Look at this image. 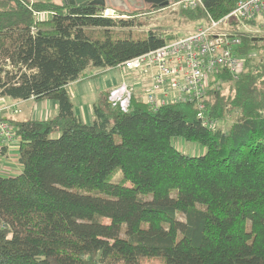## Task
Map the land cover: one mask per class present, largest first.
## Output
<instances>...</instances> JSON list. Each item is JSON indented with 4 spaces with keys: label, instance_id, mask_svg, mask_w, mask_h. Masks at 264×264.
<instances>
[{
    "label": "trees",
    "instance_id": "trees-1",
    "mask_svg": "<svg viewBox=\"0 0 264 264\" xmlns=\"http://www.w3.org/2000/svg\"><path fill=\"white\" fill-rule=\"evenodd\" d=\"M205 3L222 19L236 0ZM103 11L0 0V97L58 104L50 118L5 119L23 170L4 176L0 165V264H264V58L251 57L254 35L240 33L239 78L219 74L229 93L221 83L203 99L217 127L194 102L154 108L135 94L123 110L109 100L116 86L98 93L87 122L70 83L172 39L135 31L134 11ZM175 138L203 151L186 153ZM8 149L0 142L1 156Z\"/></svg>",
    "mask_w": 264,
    "mask_h": 264
},
{
    "label": "built area",
    "instance_id": "built-area-1",
    "mask_svg": "<svg viewBox=\"0 0 264 264\" xmlns=\"http://www.w3.org/2000/svg\"><path fill=\"white\" fill-rule=\"evenodd\" d=\"M205 2L170 0L166 6L173 9L203 10L206 24L199 26L189 36L174 38L116 67L143 75L155 69L153 83L146 91V102L150 106L158 108L173 102H194L203 123L217 127V120H211L204 111L203 99L207 95V85L210 78L222 70H226L234 79L239 78L244 70V59L239 49L243 44L240 33L245 32L240 25L252 26L260 20L264 27V0H236L234 8L222 19L214 18ZM115 10L107 7L102 13L106 17H119ZM37 14L43 19L49 13L41 11ZM233 20L237 21L235 25L231 22ZM230 24V28L224 27ZM136 90L135 83L124 81L111 90L109 100L127 110ZM13 140L14 132L0 114V142L8 144Z\"/></svg>",
    "mask_w": 264,
    "mask_h": 264
},
{
    "label": "rangeland",
    "instance_id": "rangeland-1",
    "mask_svg": "<svg viewBox=\"0 0 264 264\" xmlns=\"http://www.w3.org/2000/svg\"><path fill=\"white\" fill-rule=\"evenodd\" d=\"M126 4L133 3L132 1L135 0H124ZM124 4V3H123ZM121 7V6H120ZM115 11H118L120 13L121 9L119 7H115ZM188 9H173L172 7L166 6H151L146 5V7H141L134 10H129L130 12H135L133 15L136 17V26L134 27L135 31H147V30H153L157 32L163 33V35L170 37L172 39L177 37H185L193 34V32L199 27L202 26V24L205 23V17H201V19L198 18V16H193L194 14L187 12ZM131 15V14H129ZM132 15V16H133ZM128 16V15H125ZM204 16V15H203ZM232 24H236L237 21H231ZM206 24V23H205ZM204 24V25H205ZM230 25H224L225 28H230L232 26ZM242 31L249 30L247 32H251L252 35H254V39H256L255 44L253 46L254 53L251 52L252 56L256 59L264 58V27L261 25L260 20L257 21L256 25H240ZM170 39V40H172ZM258 39V40H257ZM242 58L244 59V68H245V61L246 56L242 54ZM250 57V56H249ZM97 71V72H95ZM156 70L153 69V72L148 73V75L151 76V80H148L147 83H142V87H138L137 92L139 97L141 98L143 96V100L146 102V91L148 88L151 87L153 83V74ZM94 72V73H93ZM85 73L92 74L93 76L89 77L88 79L80 80L78 84L80 87L88 92V97L83 96L81 98L82 101H78V104H85L89 111V104L94 102L97 98L96 93L98 94L99 91L111 88L114 86L120 85L123 81L132 80V76L130 75L131 72L127 70H122L118 67L107 69L106 71L99 70L98 68H88ZM219 74L215 76H212L209 80V85H207V94L211 89H217V85L221 84L223 79H219ZM144 78V77H143ZM238 79V78H237ZM138 83L142 82L143 79H137ZM224 83V82H223ZM222 83V91L223 93H229V85L230 82ZM140 85V84H139ZM96 91V93H95ZM41 102V101H39ZM30 104V102H29ZM92 117H89L88 121L91 122ZM233 117L228 116L224 123L225 126L232 123ZM217 124H220V122H217ZM174 143L176 146L190 154H198L203 151V147L198 143H192L187 142L182 138H175ZM115 180H120L119 174L114 177ZM124 234V227L122 226L120 231H118V235Z\"/></svg>",
    "mask_w": 264,
    "mask_h": 264
},
{
    "label": "crops",
    "instance_id": "crops-1",
    "mask_svg": "<svg viewBox=\"0 0 264 264\" xmlns=\"http://www.w3.org/2000/svg\"><path fill=\"white\" fill-rule=\"evenodd\" d=\"M109 7H113V6H109ZM130 72H131L130 75L132 76V80H128V83H135L137 89L138 87L139 88L142 87L141 84L143 82L148 84V80L149 81L151 80L150 75H143L138 72H132V71ZM138 78L143 79V81L138 83L137 80ZM79 81H74L70 83L68 85V88L74 100L75 108L77 112L80 113L84 118V120L88 122L89 117H92L93 102L89 104V111L85 104L77 103V100L82 101L81 98L83 96L88 97V92L82 89L80 85H76L78 84ZM106 89H110V88H106ZM136 95L139 97L137 90H136ZM96 96H98L97 93ZM142 98L143 96L140 99ZM57 113H58V104L52 100L46 99V100H41V102H39L36 101L34 98L20 100V99H13L8 96L0 97V114L5 119H9V118L26 119L31 117L50 118ZM8 146H9L8 154L6 156L0 155L1 174L4 176L18 175L23 170V166L19 162V143L14 138V140L11 143H8Z\"/></svg>",
    "mask_w": 264,
    "mask_h": 264
},
{
    "label": "water",
    "instance_id": "water-1",
    "mask_svg": "<svg viewBox=\"0 0 264 264\" xmlns=\"http://www.w3.org/2000/svg\"><path fill=\"white\" fill-rule=\"evenodd\" d=\"M72 4H86V3H92L97 4L101 7L107 8L109 6L113 7H120L122 4H126L124 0H68ZM147 2H150L153 4L154 7L156 6H166L169 4L170 0H146ZM123 2V3H122ZM116 14H119L118 11H115Z\"/></svg>",
    "mask_w": 264,
    "mask_h": 264
},
{
    "label": "flooded vegetation",
    "instance_id": "flooded-vegetation-1",
    "mask_svg": "<svg viewBox=\"0 0 264 264\" xmlns=\"http://www.w3.org/2000/svg\"><path fill=\"white\" fill-rule=\"evenodd\" d=\"M121 1V0H119ZM131 1V0H130ZM133 3H128V4H122L121 9H125V10H134V9H138V8H141V7H146V5H151L153 6L152 3L150 2H147L146 0H135V1H132ZM123 3V2H122Z\"/></svg>",
    "mask_w": 264,
    "mask_h": 264
}]
</instances>
